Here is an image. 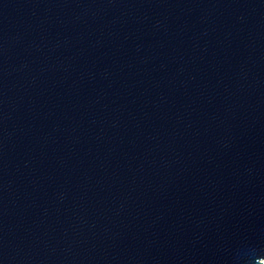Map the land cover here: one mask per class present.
I'll use <instances>...</instances> for the list:
<instances>
[{"label":"water","instance_id":"obj_1","mask_svg":"<svg viewBox=\"0 0 264 264\" xmlns=\"http://www.w3.org/2000/svg\"><path fill=\"white\" fill-rule=\"evenodd\" d=\"M0 264H264V0H0Z\"/></svg>","mask_w":264,"mask_h":264}]
</instances>
